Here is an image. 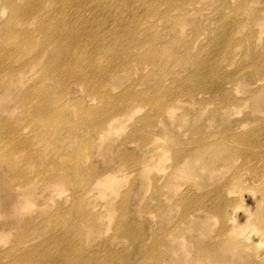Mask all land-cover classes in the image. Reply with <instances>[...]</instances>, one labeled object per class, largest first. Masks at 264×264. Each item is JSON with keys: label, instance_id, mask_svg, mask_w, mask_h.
Segmentation results:
<instances>
[{"label": "bare ground", "instance_id": "obj_1", "mask_svg": "<svg viewBox=\"0 0 264 264\" xmlns=\"http://www.w3.org/2000/svg\"><path fill=\"white\" fill-rule=\"evenodd\" d=\"M209 1L215 3L217 0H0V15H4V22L0 24V116L8 115L11 112L9 103L16 100V108H22L30 116L35 112L36 119L41 118L40 115H47L44 122L54 125L61 117L69 114L67 108L76 97H83L92 105L85 107L92 131L103 138L112 136L110 132L125 129L128 123L126 121L139 111L137 106H132L137 99L147 105L152 104L155 109L159 107L161 95L169 100L161 111L163 115H173L174 104L185 101L206 109L207 104L202 95L211 92L222 101L216 113L222 114L223 119L229 117L236 103L247 104L260 113V117L252 122L240 121L236 129L219 132L226 134L225 141L221 142L215 139L217 133L214 130L205 132L208 125L204 131L201 130L203 135L200 140L184 139L175 133L172 141L177 146L183 145L180 151L175 145H165L166 138L158 136L159 131H169L166 125L165 129L156 128L158 135L155 133L154 138L147 142L142 140L139 145L135 139L143 137L141 133L145 130L137 128L138 122H147L151 117L146 115L136 122L126 138L115 146V151L119 153L115 160L139 170L143 177V181L137 186L135 199L138 197V204L135 211L130 210L131 194L128 191L122 193V200L115 208L116 196L121 193L122 188L111 181L117 179L114 172H120L122 167L118 171L107 169L102 172L99 169L91 176L89 172L82 171L81 161L76 159L74 167L52 174L49 178L44 177L43 182L26 180L22 171L18 177H24L25 181L14 184L7 182L10 185V195H13L14 208L19 209L18 213L12 215L31 213L32 204L42 205L48 197L53 196V192L72 186L73 193L67 199H72L71 207L73 204L74 206L65 210L58 220L62 224L69 222L78 230L86 228L83 238L88 241L92 234L90 231L102 233L104 230L98 211L107 210L111 215L117 214V235L104 242L106 255H99L97 259L91 260L79 257L82 255V240L77 242L68 234L58 236L55 231L49 243L33 245L28 251H22L21 246L33 241L32 238L38 232L32 228L36 222L31 219L28 221L29 218L25 220V228H28L22 236L14 232L17 225H12L8 230L5 228L7 223H2L0 239L7 237L3 236L6 232L14 233L16 240H13L11 248L0 252V264H4L2 260L5 259L7 264H123L127 255L112 245L117 236L127 238L136 245L141 253L142 264L147 258L153 259L154 264H264V250H260L264 245V61L257 59L258 56L261 59L264 56V46L257 50L253 43L252 48L257 52L253 55L257 57L254 63H240L241 70L246 64L251 66L242 70L243 74L237 78L227 74L222 62L232 43L239 45L238 33L245 30L240 12L230 18L225 16L228 6L243 9L244 15L250 12L252 2L258 3V0H223V8L216 9L219 23L216 24V29H213L215 24L210 23L202 31L200 26L196 27L195 32L187 36L184 25L188 19L200 21L202 17L204 21H209V17L204 14V7ZM252 16L253 23L264 24V9L250 12V17ZM84 30L87 33L84 34ZM206 30L216 31L217 34L213 36ZM263 33L255 30L254 36L261 38ZM108 35L113 37L106 43ZM102 36L104 43L99 40ZM177 40L188 45V52L198 46L196 63L199 65H196V69L199 71L203 66H209L213 75H208L207 68L206 73L202 69L200 82L195 87H190L187 78L179 76L181 77L185 67L193 65L196 58L193 55L192 60L181 61L175 56V66L180 65L178 72L174 73V68L168 70L165 80L154 79L149 90L139 92L132 87L117 95L114 103H109L112 90L108 88L125 84L129 77L143 72L147 51L151 50L153 57L160 59L161 68L167 69L162 52L165 46ZM89 41L98 43L96 51L100 56L97 58L87 56ZM239 53L230 59L227 67L247 54L241 52L239 57ZM146 78L148 77L142 74L132 82L133 86L142 85L140 82ZM162 84L174 86L162 89ZM178 88H183L182 96L178 95ZM20 92H23L22 97ZM236 93H242L243 96L237 97ZM30 103H34V111L29 110ZM104 131L106 134L102 137ZM1 141L16 147L25 144L22 133L9 120L0 121ZM105 142L106 138L100 142L101 150L105 149ZM222 143L231 144V148H224L228 153L223 157L219 155L218 148ZM134 144L138 146L140 156L127 148V145ZM10 152L14 158L20 155L14 150ZM165 152L173 153L170 169L160 167ZM199 160L204 161V167L200 170L210 168V172L203 182L194 183L198 187L196 190L186 181L190 182L193 176L198 177L194 164ZM257 160H260L262 167L259 171L253 169L250 172L257 183L258 187L255 186V189L260 193V202L259 208L252 213L244 206V193L241 192L246 187L244 168L253 167ZM6 164L10 168L13 166L11 161ZM93 169L95 168L90 171ZM231 169L233 173L229 176ZM150 185L155 190L151 203L146 199L145 191ZM94 193L102 195L104 199L99 209L97 205L89 203ZM40 200H43L42 203ZM154 200H157V204H154ZM176 207L184 208L182 217L189 219L179 235L173 233L176 224L170 214ZM157 209L161 210L158 212L160 216L152 227H144L141 223V230L129 228L126 220L129 214L138 216ZM241 210L247 218L244 224L238 220ZM217 223L219 228L215 229ZM191 226L200 235L206 236L207 232L211 235L206 246L204 240L200 241L201 238L196 235L189 238L188 235L193 230ZM22 237L29 238L21 239ZM193 243L197 245L196 258H193L190 246Z\"/></svg>", "mask_w": 264, "mask_h": 264}, {"label": "rangeland", "instance_id": "obj_2", "mask_svg": "<svg viewBox=\"0 0 264 264\" xmlns=\"http://www.w3.org/2000/svg\"><path fill=\"white\" fill-rule=\"evenodd\" d=\"M258 3L256 1L252 2V6L250 5V12H253L254 10H261L264 9V0H258ZM138 3V1H136ZM223 0H217L215 3H211L210 1L208 4L204 7V14H206L209 17V21H204V18H200V21H196L194 19H188L187 24L184 25V32L186 35L193 34L196 27H201L200 31H202L203 28H207V26L212 23L215 24L214 30L216 29L217 23V16H216V9L223 8ZM228 10L225 14L226 17L230 18L232 15H234L236 12H240V17H242V20L245 24V30L240 33H238V38L240 40L239 45H235L232 43L230 51L227 53L225 57V61H222L224 63V67L227 69V74L233 76L234 78H237L241 76L243 73L241 71H245V69L254 63V60L257 56H254L253 43L255 45V48L257 50H261L264 46V33L261 35V38H256L254 36L255 30H258L259 32H264V24H256L253 23L252 17H250L249 13H242L243 9H237L233 7V9L228 6ZM4 15H0V24L1 22H4ZM221 19V18H219ZM116 30V29H115ZM208 33L211 32V34L214 36L217 34L216 31L212 30H206ZM89 32V31H88ZM87 33V31L84 30V34ZM93 33V31L91 32ZM100 34V33H95ZM210 35V34H209ZM247 36H249L247 39ZM113 36H107L106 37V43L110 42ZM194 37H196L194 35ZM255 37V40H254ZM191 39V38H190ZM101 42L103 41V36L101 39H99ZM85 43V41H84ZM97 43V42H96ZM93 41H89L88 46L86 47L87 56L92 58H97V56H100V54L96 51L98 47V43L96 44ZM190 43V42H189ZM188 43V44H189ZM223 43H226L225 40H223ZM193 46V45H192ZM191 46V47H192ZM155 47V46H154ZM166 48L162 52V56L166 59L167 62V69L161 68V61L159 58L153 57L152 51H147L144 56L145 66L143 68V72L140 71L139 74H136L134 76L129 77L125 84H120L119 86H116L114 88H108V90H112V95L110 96L109 103H114V100L117 95L122 94L126 90L131 89L134 87L136 91L139 92H145L149 90V88L152 87V83L154 82V79L156 78H165L168 74V70L171 71L173 69L174 73L178 72L177 68L179 66H175V56L179 58L181 61L183 60H192L193 55L195 56V61L193 65L190 67H185L184 72L182 73L181 77L179 78H187V82L190 85V87H195L196 84L200 82V76L202 75V69L207 72L208 69V75L212 76L213 71L209 66L202 67L199 69V71L196 69V65H199L197 60V53L199 52L198 46L193 47L191 52H188L187 47L183 42H180V40H177L176 42H172L168 46H165ZM190 47V48H191ZM189 48V49H190ZM153 50V49H152ZM231 52V53H230ZM244 52L247 53L244 56L240 57V53ZM239 53V57L237 60L233 62L229 67H227L230 59L237 55ZM257 59H260L264 61V56H262V59L258 56ZM20 63V61L18 62ZM240 63H247L241 68L239 67ZM260 64V63H259ZM147 68V69H146ZM207 68V69H206ZM182 71V70H181ZM246 73H248L246 71ZM144 75V77H148L140 82V86H133L132 82L134 80H137L140 76ZM240 74V75H239ZM245 74V73H244ZM175 76V75H174ZM178 78V76H176ZM245 78V76H243ZM165 80V79H164ZM163 80V82H164ZM163 88L165 89L167 87H173L174 84H162ZM153 89L150 90V94L152 93ZM183 88H178L177 92L178 95L182 96ZM24 92V91H23ZM23 92L21 93V97L23 95ZM185 96V95H184ZM237 97L243 96L242 93H236ZM202 97L205 98V103L207 104L206 109H200L196 104L191 103L190 101L184 102L182 104H174V110H172L173 115H163L162 110L167 105V98L164 95H161L159 99V107L153 108L152 104H145L140 99L135 101L132 106H137L139 108V111L134 114L131 119H129L126 125L125 129L121 130L118 129L116 132H110L112 133V136L109 137H103L106 132L102 134V137H98V134H95L92 131L91 123L88 119V116L86 114L85 107L92 106L89 101H86L83 99V97H76L73 100V104L68 107L67 105V111L69 112L68 115H64L60 118L54 125H49L47 122H44L46 120L47 115H40L41 118L36 119L34 117L35 112H32L31 116L28 112H24L22 108H16V100L9 103V106L11 108V112L8 115L0 116L1 120H9L10 124L14 125V128L22 133V138L25 142V144L20 145L19 147L13 146L9 144L6 141L0 142V224L7 223L5 225L6 229H11L13 226L16 227L17 230L14 229V232H17L18 236H22L23 232L26 226L24 225L25 220L28 221L31 219L35 225L32 226V228L38 230L35 237H33V241L26 242L24 245H22V251H28L33 245L37 244H46L51 241V237L53 234V231H55L56 235L58 236H65V235H72L75 239V241L78 242L82 240V255L79 257L88 258L91 260L97 259L99 255H106V247L103 246L104 242L106 240H109L113 238L115 235H117V227H116V217L117 214L111 215L107 210H99L98 212L100 215V223L103 227L102 233H99L98 231H90L91 237L87 241L85 238H83L84 234V227L81 229L73 228L72 225L69 222H65V224H62L61 220H58L62 213H64L65 210L71 207V201L72 199L69 198L73 193V187L68 186V188L63 187L61 190H58L56 192H53V196L48 197L46 199V203L43 202V204H39L37 202V205H31V213H22L21 215H12L13 213H18L19 209L14 208V200L13 195H10V185L8 186L7 182L14 183H21L25 181V179L33 180L35 182H43L44 177L49 178L52 174H58L62 173L66 168H72L76 165V159H79L81 161V168L82 171L89 172V174L92 176L93 173L100 169V171H106L107 169H117L118 171L121 168L120 172H114V175L117 177V179L112 180L113 184H119L122 188L121 193L117 194L115 202V208L117 207L118 203L122 200V193L128 191L129 196V207L131 211H135L137 208V186L141 184L143 181L142 174H140L139 170L131 169L128 165L120 164L118 161H116V155L118 156V151H115V146H117L123 139L126 138V136L129 134V132L132 130L133 126H136V122L144 118L146 115L150 116L151 119L147 122L140 121L138 122L137 128H144V132L141 133L143 137H138L135 139V141L141 145L142 140L144 142L149 141L150 139L154 138L155 133L158 135L156 128H164L169 127L168 130H164V132L159 131L158 136H164L166 138L165 145L171 144V146L176 148H180L179 151L182 149L183 145L177 146L176 142L172 141V136L176 133L177 136L184 138V139H199L202 137L203 132L201 130L205 129V126L208 125L209 128H206L205 132L210 133V130H214L216 134L215 139L221 141H225L224 138L226 137V134L219 133L222 130H233L236 129V125L240 121H247L252 122L253 119L259 118L260 113L258 111H254L251 106H248L247 104H238L236 103L235 109L230 113L229 117H225L224 119L221 117V115H218L216 113V109L218 105L222 102L214 96V94L211 93H205L202 95ZM144 98V97H143ZM188 98V97H185ZM146 99V98H145ZM184 99V97H183ZM228 99V98H227ZM147 100V99H146ZM185 100V99H184ZM229 101V99L227 100ZM6 103V102H3ZM101 105V104H99ZM204 106V104L202 105ZM29 110L34 111L35 105L34 103H30L28 105ZM71 111H69V110ZM261 110V109H259ZM85 115V116H84ZM35 120H34V119ZM124 120V119H123ZM167 123L168 126H167ZM157 125L158 127H156ZM174 132V133H173ZM101 138V139H100ZM106 138V144L105 149L101 150L100 148V142L105 140ZM162 142V140L160 139ZM160 142V143H161ZM112 143V144H110ZM114 146V149H113ZM225 147L231 148V144L229 143H222L219 144V155L221 157L225 156L228 151L224 149ZM127 148H129L130 151H132L135 155L140 156L141 152L137 145H127ZM10 150H14L20 155L16 158H14L11 155ZM174 153V151H173ZM173 153L165 152L164 159L162 163L160 164V167H167L170 169L169 166L172 164V158L171 156ZM175 155V154H174ZM12 158H11V157ZM12 162L13 166L10 168L9 165H7V162ZM195 172L199 173L198 177L193 176L190 182L186 181L190 186H192L193 189H198L197 186L194 185V183L203 182L205 176H207L210 172V168L201 169V167H204V161L199 160L196 164H194ZM262 167V164L260 160H257L254 162L253 167H245L243 171V175L245 177L246 187L244 190H242L241 194L244 193L243 201L244 206L249 209L252 213L255 212L259 206L260 202V193H258L255 189V186H257V183L254 182L253 175L250 171H253V169L259 171V169ZM93 169L90 171V169ZM25 173V179L24 177H18V175L21 172ZM233 173V169L228 173L230 176ZM227 175V176H228ZM202 176V178H201ZM7 183V186H6ZM109 183V181L107 182ZM136 183V185H135ZM135 185V186H134ZM36 188H39V186L34 185ZM251 186V188L249 187ZM254 186V187H253ZM1 187H3L1 189ZM5 187V188H4ZM258 187V186H257ZM4 189V191H2ZM255 189V190H254ZM248 190V192H247ZM255 192H254V191ZM3 194H2V192ZM146 199H149V203L152 202V197L155 196V190L151 187V185L146 189ZM5 192V194H4ZM7 192L9 194H7ZM50 192V191H49ZM256 193L254 196L253 194ZM11 196L10 198H8ZM5 197V198H4ZM248 199V200H247ZM43 200H40L39 202L42 203ZM89 203L97 205V208H100V205L104 203V199L102 195L95 194L94 196L89 200ZM157 204V200H154V204ZM41 205V206H40ZM60 205V206H59ZM258 206V207H257ZM157 207V206H156ZM149 210V209H148ZM161 210L149 212L148 214H132L128 216V226L129 228H139V224H143L144 227L150 228L154 224L155 220L159 218L158 212ZM244 211L241 210L238 214V220L240 223L244 224L247 220ZM119 213V212H118ZM133 213V212H132ZM241 213V215H240ZM171 216H173V221L176 224L173 227V233L175 235H179L180 231L185 227L186 222L189 220L187 218H183L184 214V208L182 207H176L170 212ZM63 215V214H62ZM25 218H24V217ZM52 216V217H51ZM119 216V214H118ZM23 217V218H22ZM69 217V216H68ZM78 217V216H77ZM242 217V218H241ZM19 223H18V219ZM70 218V217H69ZM17 219V220H14ZM245 219V220H244ZM30 220V221H31ZM17 221V222H16ZM23 221V222H22ZM14 222V223H13ZM13 223V224H12ZM16 223V224H15ZM18 223V224H17ZM138 223V224H137ZM180 224V225H179ZM9 225V226H8ZM11 225V226H10ZM13 225V226H12ZM187 226L189 227V222L187 223ZM11 227V228H10ZM193 230L189 236V238H192L193 236H197V238H201L200 241L204 240L205 246L209 243V240L211 238V235L207 232L206 236L200 235L199 232H196V229L191 226ZM219 228V224L217 223L215 229ZM19 229V230H18ZM141 230V229H140ZM188 232V233H190ZM4 235H7V237H4L3 239H0V252L11 248L14 245V241L16 239V235L14 233H4ZM11 235V236H10ZM118 237V236H117ZM114 239L113 246L117 247V250L120 252H123L124 255H127V259H123V264H142L140 262V252L136 249V245L133 244L132 241L128 240L127 238H117ZM29 237H22L21 239H28ZM14 240V241H13ZM121 242V243H120ZM120 243V244H119ZM177 244V243H174ZM121 245V246H119ZM193 250V258H196L197 250H196V244H190ZM49 248V245L47 246ZM199 248V245H198ZM122 249V250H121ZM264 250V245L260 247V250ZM122 255V254H121ZM150 257V254L149 256ZM4 264H7V260H2ZM108 261H106L107 263ZM155 262V261H154ZM153 259H146L143 261V264H154ZM251 264V263H250Z\"/></svg>", "mask_w": 264, "mask_h": 264}]
</instances>
